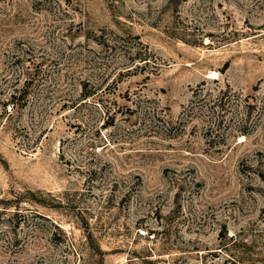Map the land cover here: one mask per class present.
Segmentation results:
<instances>
[{"label": "rangeland", "instance_id": "374dc122", "mask_svg": "<svg viewBox=\"0 0 264 264\" xmlns=\"http://www.w3.org/2000/svg\"><path fill=\"white\" fill-rule=\"evenodd\" d=\"M0 264H264V0H0Z\"/></svg>", "mask_w": 264, "mask_h": 264}, {"label": "trees", "instance_id": "16d2710c", "mask_svg": "<svg viewBox=\"0 0 264 264\" xmlns=\"http://www.w3.org/2000/svg\"><path fill=\"white\" fill-rule=\"evenodd\" d=\"M27 82V87H26V89L28 88V80L26 81ZM14 97H15V95H13Z\"/></svg>", "mask_w": 264, "mask_h": 264}, {"label": "built area", "instance_id": "2783aa9c", "mask_svg": "<svg viewBox=\"0 0 264 264\" xmlns=\"http://www.w3.org/2000/svg\"><path fill=\"white\" fill-rule=\"evenodd\" d=\"M152 237H154V236H152Z\"/></svg>", "mask_w": 264, "mask_h": 264}]
</instances>
